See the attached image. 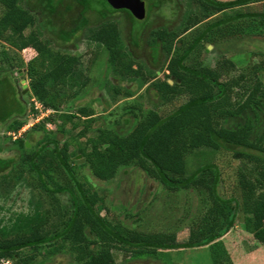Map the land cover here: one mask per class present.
Listing matches in <instances>:
<instances>
[{"label": "trees", "instance_id": "1", "mask_svg": "<svg viewBox=\"0 0 264 264\" xmlns=\"http://www.w3.org/2000/svg\"><path fill=\"white\" fill-rule=\"evenodd\" d=\"M141 1L145 15L137 20L109 0H0V44L35 53L14 66L15 59L1 51L0 86L17 95L12 72L23 69L33 103L28 109L24 103L12 122L11 116L2 118L0 132L16 133L28 111L35 119L36 103L52 112L22 137H8L17 155L0 158L3 193L20 184L31 191L27 211L0 217V263L44 264L64 255L66 264H118L121 254L122 264H173L171 252L206 249L210 264H232V236L264 254V12L250 9L264 0H187L190 9L174 27L176 20L158 24L154 10L173 3L178 13L177 0ZM81 37L102 50L115 78L138 90L147 85L151 100L172 108H144L132 88L114 84L113 100L125 101L113 120L112 112L97 115L77 106L90 81L89 64L80 69L81 55L71 50ZM246 40L243 46L251 49L243 55L258 60L244 67L235 65L243 64L242 57L234 62L224 54L212 65L200 58L210 45L233 50ZM142 45L147 60L137 53ZM49 123L54 131L45 129ZM76 137L83 141L75 144ZM190 156L205 161L188 172ZM129 167L139 192L146 179L168 197L184 195L185 241L178 242L175 231L142 230L103 214V198L82 171L109 181Z\"/></svg>", "mask_w": 264, "mask_h": 264}, {"label": "rangeland", "instance_id": "2", "mask_svg": "<svg viewBox=\"0 0 264 264\" xmlns=\"http://www.w3.org/2000/svg\"><path fill=\"white\" fill-rule=\"evenodd\" d=\"M179 6V12L176 13L178 10L177 5H170L163 7L161 10H154V15L156 17V21L158 24H163L165 20H172L171 27H174L178 24L180 19V14L185 12L190 6V3H186L187 0H177ZM193 7V6H192ZM177 9V10H176ZM252 11H261L264 12V2L257 3L251 5L250 8ZM154 17V16H153ZM143 23L136 24L137 26H142ZM124 29V38L127 39L129 35V27L128 25L122 26ZM246 42V43H245ZM244 43H238L234 46L233 50H226L221 46L217 48H213L211 45L208 46L206 49L207 54H200V58L202 59L204 64L212 65L215 63L217 59H222L224 54L228 57H232V61L236 62V56L242 57L244 62L243 64H235L238 68L244 67V64L253 61L256 62V57H250L249 53L247 54L243 52L245 50L251 49V47L245 48L243 45L248 44V40ZM71 50L79 53L81 55V67L80 69L84 70L85 67L89 64V77L90 81L86 88V92L84 96L80 99L79 105L77 106H88L91 107L97 115H108L109 112L114 113L110 116V119L113 120L115 116L118 114L119 109L123 101L120 97H117L113 100L111 89H109L110 84H114L120 87H128L132 88L135 93L134 99L136 98L138 102L143 104L144 108H152L157 112H161L163 110L171 109L170 105H162L157 101L151 100L148 96L150 95L153 97L152 93H147L146 88L147 85L139 88H136L134 83H129L128 81H121L115 78L112 73H109L106 66V56L102 52L101 49H97L96 46L93 44L87 43L84 38H79L77 40ZM7 46L3 43L0 44V57L1 51L5 48L7 51L8 56L10 58L15 59L14 66L17 65V62L26 64L31 58L34 57L35 53L30 50L26 51H14L10 48H6ZM262 51H264V44L259 47ZM144 50V51H142ZM138 55L144 59L149 58V50L146 46L142 45V49L138 52ZM20 59V61H18ZM11 63V64H12ZM19 71L14 69L12 72V78L14 82V86H16L17 95H14L13 90L10 91L8 86H0V129L4 128V122L1 121L2 118L11 116L9 122L14 121L17 119L18 114L22 111L24 103L28 106L33 103V100L26 95L27 91V80H24V84L26 85L25 91L22 89V83L19 78ZM23 73L20 70V74ZM235 73H231L233 75ZM159 77H163V74L157 72ZM25 76V75H24ZM222 80V79H221ZM11 81V80H10ZM228 81V80H227ZM229 82V81H228ZM13 89V88H12ZM140 97V98H139ZM128 101V100H127ZM131 101V100H130ZM76 106V107H77ZM35 107L41 109L40 104L36 103ZM27 111V110H26ZM69 112H73L74 109L68 110ZM51 111L46 112L42 116L39 117L40 119L45 116L51 114ZM24 120L26 119L30 125L35 122L31 113L26 112V114L22 117ZM26 122V123H27ZM69 127V126H68ZM66 128L68 133L71 135H75L77 131L69 132V128ZM28 128H23L22 131H26ZM45 129L48 131H54L53 124H46ZM80 129V128H79ZM78 129V130H79ZM6 130H2L0 132V158H14L17 154L15 149L11 148L12 144L8 136H2V133H5ZM7 135V134H6ZM90 135V134H89ZM35 138V135L33 139ZM59 140H62L60 135H57ZM83 140L81 138L76 137L74 143L78 144L81 143ZM74 149V146H71V150ZM79 155L75 156V159L78 160V163H81V159ZM205 158L203 157H188L186 160V170L188 172L193 171V169L197 166L200 162H204ZM126 174L118 173L116 177L109 181H99L94 178L90 171L84 169L82 172L87 178L89 182L94 185L95 190L99 193V195L103 198L104 204V212L103 214L106 215L107 219L110 221H119L125 224L126 226H134L135 228H139L142 230H170L176 232V239L178 242L185 241L187 238V222L181 220L182 216L184 215V210L187 209L188 205L185 203L184 195H177L176 197H168L166 193L163 192L161 186L157 185L156 183H152L151 181H143L145 190L138 191L137 189V182L134 184V180L136 176H134V169L129 167ZM8 170H6L7 172ZM127 181V182H126ZM131 181L130 186L126 185ZM139 186V185H138ZM140 188V187H139ZM31 191L25 187L23 184H20L9 190L8 193H3V189L0 186V207H4L5 211L0 213V217L3 216L7 217L10 216L12 213H17L21 211H27L28 202L31 199ZM190 202V199H187ZM139 202L141 205H139ZM188 202V203H189ZM138 205V206H137ZM136 208H141L140 211H137ZM10 211L7 213V210ZM135 221V222H134ZM227 249L230 252V259L232 264H264V254L260 250H255L251 248L248 244L242 241L241 237L232 236L229 240H227ZM252 245V244H250ZM206 249L202 251H192V252H171V258H173V264H210V260L206 255ZM122 255L118 254L116 256V262L118 264H122ZM38 260H42L39 258ZM67 258L64 255H58L53 260L49 262H45L44 264H66ZM10 264V263H5ZM125 264H159L155 262H148V261H136L130 262Z\"/></svg>", "mask_w": 264, "mask_h": 264}, {"label": "water", "instance_id": "3", "mask_svg": "<svg viewBox=\"0 0 264 264\" xmlns=\"http://www.w3.org/2000/svg\"><path fill=\"white\" fill-rule=\"evenodd\" d=\"M109 1L114 8L125 9L129 11L131 15L137 20H142L144 18L145 7H144V2L141 0H109ZM19 75L21 76L20 71H19ZM20 81L22 83V89L25 91L26 85L24 84V80L21 79ZM169 83L171 84L172 82L169 81ZM25 147L26 148L30 147V144L27 141L25 142Z\"/></svg>", "mask_w": 264, "mask_h": 264}, {"label": "clouds", "instance_id": "4", "mask_svg": "<svg viewBox=\"0 0 264 264\" xmlns=\"http://www.w3.org/2000/svg\"><path fill=\"white\" fill-rule=\"evenodd\" d=\"M20 71V70H19ZM19 74V73H18ZM19 78H20V80L22 79V76H20L19 75ZM37 108V107H36ZM38 109V108H37ZM39 111H40V114L38 115V116H36V118L35 119H33L35 122H39V117L40 116H42L43 114H45L46 112H48V111H42L41 109H39ZM46 117V116H45ZM43 118V117H42ZM41 118V119H42ZM40 119V120H41ZM33 125V124H32ZM31 125L29 124V122H27L24 126H22L16 133L15 132H7L6 134H7V136L8 137H10L12 140H14L13 138H12V135L11 134H14V135H16V138H19V137H22V135H23V133L24 132H26V131H22V133H20V131L23 129V128H25V127H27V128H29ZM18 133H20V135H17ZM15 138V139H16ZM3 262H8V261H1V263L0 264H2Z\"/></svg>", "mask_w": 264, "mask_h": 264}, {"label": "built area", "instance_id": "5", "mask_svg": "<svg viewBox=\"0 0 264 264\" xmlns=\"http://www.w3.org/2000/svg\"><path fill=\"white\" fill-rule=\"evenodd\" d=\"M11 135H12V138H13V139L16 138V135H14V134H11ZM17 135H20V133H18ZM5 263H7V262H3L2 264H5Z\"/></svg>", "mask_w": 264, "mask_h": 264}]
</instances>
